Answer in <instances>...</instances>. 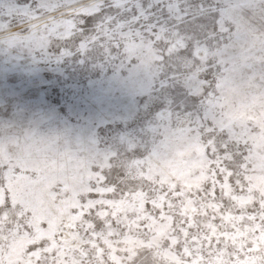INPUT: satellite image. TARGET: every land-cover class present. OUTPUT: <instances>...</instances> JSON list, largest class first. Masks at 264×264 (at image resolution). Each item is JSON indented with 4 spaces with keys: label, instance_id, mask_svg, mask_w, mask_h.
<instances>
[{
    "label": "snow or ice",
    "instance_id": "6c2138e0",
    "mask_svg": "<svg viewBox=\"0 0 264 264\" xmlns=\"http://www.w3.org/2000/svg\"><path fill=\"white\" fill-rule=\"evenodd\" d=\"M0 46L128 64L140 135L0 123V264H264V0H34Z\"/></svg>",
    "mask_w": 264,
    "mask_h": 264
},
{
    "label": "rangeland",
    "instance_id": "374dc122",
    "mask_svg": "<svg viewBox=\"0 0 264 264\" xmlns=\"http://www.w3.org/2000/svg\"><path fill=\"white\" fill-rule=\"evenodd\" d=\"M34 0H0V23L19 20L7 7ZM58 45L47 52L0 46V123L22 122L55 134L73 147H112L121 137L142 134L151 119V91L131 66L84 53L63 55Z\"/></svg>",
    "mask_w": 264,
    "mask_h": 264
}]
</instances>
